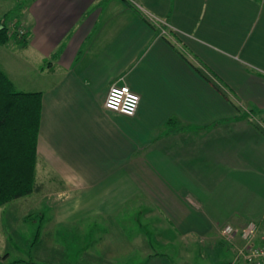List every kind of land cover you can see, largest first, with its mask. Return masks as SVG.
I'll return each instance as SVG.
<instances>
[{
	"label": "crops",
	"instance_id": "crops-1",
	"mask_svg": "<svg viewBox=\"0 0 264 264\" xmlns=\"http://www.w3.org/2000/svg\"><path fill=\"white\" fill-rule=\"evenodd\" d=\"M133 1L165 35L130 0H31L26 43L0 46L15 90L41 95L35 182L56 195L39 197L54 200L40 229L44 264L63 252L52 229L67 220L84 244L65 263L96 264L87 221H101L94 243H105L135 199L153 204L145 219L167 222L170 253L190 244L191 264H244L233 261L243 240L218 236L254 223L252 243H264V133L253 127L264 132V0ZM113 83L139 96L133 116L104 108ZM137 264L177 261L146 253Z\"/></svg>",
	"mask_w": 264,
	"mask_h": 264
},
{
	"label": "rangeland",
	"instance_id": "rangeland-1",
	"mask_svg": "<svg viewBox=\"0 0 264 264\" xmlns=\"http://www.w3.org/2000/svg\"><path fill=\"white\" fill-rule=\"evenodd\" d=\"M29 1L31 0H0V21L6 19L10 32L13 31L10 27L13 28L14 25H18L20 30L28 32L26 8ZM52 186L53 185L51 184L49 187L40 189V193L33 192L28 196L12 200L0 207V264L45 263L43 261V240L42 235L40 234V229L42 222L46 220L47 217L51 218L53 212L51 211V204L54 200H46L39 203V201H41L39 200V197L44 194L46 196H50L51 198L56 197L55 193L50 191ZM141 201L143 203H140L137 199H135L133 203L131 202V204H125L120 207V214L118 216L120 219H114L112 221V230L110 231L111 235L110 237L106 235L105 239L107 240L109 237V240L105 243H94L95 239L102 233V230L98 227L101 221H87L89 224H92L91 232L93 234L92 240H89L90 236L88 233L85 234V239L87 240L86 246H88L87 248L89 251H87V254H90L89 257L97 255V257H94L96 264H137L147 253L148 255L160 254L162 257L176 260L177 264H191L193 255L191 245L189 244L188 246L186 245L177 249L174 254H172L173 252L170 253L167 247L169 245L166 246V244L170 243V241H175L173 240V236L171 237V232L167 222H162L161 225H163V228L161 229L158 224L154 222L155 219H152L151 216L148 219H145L141 212L143 210L142 207L145 204L143 200ZM147 206L153 208V204L151 203L145 205V207ZM121 212L124 214L129 213V220H122ZM42 214H44L43 219L41 218ZM114 217H117V215H114ZM51 221H54V219H51ZM106 222L107 221H105V223ZM73 224L74 221L67 220L65 221V224L55 225V228L52 229V240L58 249H63V252H61L62 254L57 253L56 255L52 253L54 260H49V262L55 264H66L68 261L71 263L74 262L79 244L81 247L84 243L82 241L83 237H81L80 242L78 241ZM107 224L109 225L110 223L108 222ZM242 227H244V225L239 228ZM139 228L143 230L142 235L139 233ZM222 228L220 230H222ZM89 231V229L86 230V232ZM159 233L165 234V237L163 236V238H160ZM235 236H238V234ZM218 237L223 238L226 241L234 238L224 237L220 231ZM98 238L100 239L101 237ZM90 241L93 242L91 245L89 244ZM158 243H160V245ZM125 246L129 247L130 254L128 252H122V248ZM141 247H144L147 251L143 252ZM132 249L137 251L132 252ZM240 249L243 250L244 246L242 245L238 251ZM238 251L234 256L233 261H237L238 258H241ZM199 253L204 255L202 250L199 251ZM243 253L244 252H242V254ZM207 254L209 255V253ZM211 254L212 256L215 255L214 253ZM78 261L80 264H88V262L85 263L86 260ZM201 261L202 260L199 258L196 262L201 263ZM206 263H208V259H206Z\"/></svg>",
	"mask_w": 264,
	"mask_h": 264
},
{
	"label": "trees",
	"instance_id": "trees-1",
	"mask_svg": "<svg viewBox=\"0 0 264 264\" xmlns=\"http://www.w3.org/2000/svg\"><path fill=\"white\" fill-rule=\"evenodd\" d=\"M10 28L12 32L6 19L0 21V46L10 41L24 45L25 32H20L18 25ZM193 68L224 97L216 84ZM40 112V93L16 91L0 70V207L33 192H40V186L35 182ZM253 127L264 133L257 124H253Z\"/></svg>",
	"mask_w": 264,
	"mask_h": 264
},
{
	"label": "built area",
	"instance_id": "built-area-1",
	"mask_svg": "<svg viewBox=\"0 0 264 264\" xmlns=\"http://www.w3.org/2000/svg\"><path fill=\"white\" fill-rule=\"evenodd\" d=\"M130 3L135 9L141 12L145 20L149 21L153 25L159 26L160 35H165L166 29L165 27L161 26L162 21L160 19L154 17V15L148 12L142 5L134 2L133 0H130ZM20 32H23V30ZM125 88L129 89L131 94L138 96L126 84L113 83L108 87L104 99V108L109 111L128 116L124 112L120 111V109L129 106L130 97L123 92V89ZM110 104L112 107H109ZM220 233L222 236L227 238H232L238 234V236L245 242L243 244L244 249H240L238 251L241 255L240 257L243 259L244 264H264V243L260 246H255L252 243V239L255 237L256 233V226L254 223H247L242 228L226 225L222 228V230H220ZM242 252L244 253L242 254Z\"/></svg>",
	"mask_w": 264,
	"mask_h": 264
},
{
	"label": "clouds",
	"instance_id": "clouds-1",
	"mask_svg": "<svg viewBox=\"0 0 264 264\" xmlns=\"http://www.w3.org/2000/svg\"><path fill=\"white\" fill-rule=\"evenodd\" d=\"M123 92L130 97V101H129V106L120 109V111L124 112L126 115L131 117L135 114V110L138 106L139 97L131 94L129 89L127 88L123 89ZM109 107H112V105L110 104Z\"/></svg>",
	"mask_w": 264,
	"mask_h": 264
}]
</instances>
